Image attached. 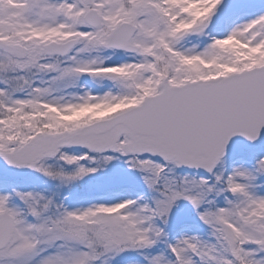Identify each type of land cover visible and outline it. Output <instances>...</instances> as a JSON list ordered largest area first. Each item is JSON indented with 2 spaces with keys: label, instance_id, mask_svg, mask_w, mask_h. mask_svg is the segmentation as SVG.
Instances as JSON below:
<instances>
[{
  "label": "snow or ice",
  "instance_id": "snow-or-ice-1",
  "mask_svg": "<svg viewBox=\"0 0 264 264\" xmlns=\"http://www.w3.org/2000/svg\"><path fill=\"white\" fill-rule=\"evenodd\" d=\"M0 264H264V0H0Z\"/></svg>",
  "mask_w": 264,
  "mask_h": 264
}]
</instances>
